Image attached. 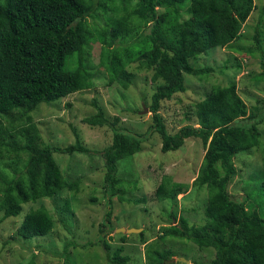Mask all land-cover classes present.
Wrapping results in <instances>:
<instances>
[{
	"label": "trees",
	"instance_id": "trees-1",
	"mask_svg": "<svg viewBox=\"0 0 264 264\" xmlns=\"http://www.w3.org/2000/svg\"><path fill=\"white\" fill-rule=\"evenodd\" d=\"M258 8L255 0H0V223L18 217L23 204L78 191L80 179L68 181L53 154L72 157L91 151L75 130L74 144H44L33 113L41 104L94 87L88 59L92 45L98 44L105 86L116 83L125 89L121 76L129 77L126 69L138 57L146 56V69L151 65L157 68L151 81L162 83L151 95L148 112L154 122L152 129L160 135L162 153L178 150L190 138L199 139L205 148L193 183L206 185L210 192L205 223L189 225L180 217L162 227L164 237L213 250L207 264H264V172L254 174L253 188L241 200H233L228 192L236 174L234 158L260 144L262 134L257 125L264 121V114L248 113L235 83L213 86L194 105L193 122L173 135L167 133L159 113L163 101L185 92V75L205 78L213 71L191 62L212 49L238 42L243 25ZM263 19L264 3L258 23ZM95 21H103V26L97 27ZM257 27L253 39L261 58L258 79L264 80L263 33L260 25ZM260 104L264 105V100ZM92 106L96 112L83 123L112 131L111 144L98 152L104 161L103 187L105 193L110 192L111 204L115 195L127 192L117 187L129 184L127 178L118 177L117 164L142 150L145 135L120 130L118 118L110 121L97 100H92ZM186 189V185L170 184L163 177L154 195L169 206L176 204L177 195ZM174 213L166 214L169 221H176ZM111 216L109 210L106 223ZM53 228V218L41 206L23 214L16 237H46ZM140 235L142 238L143 232ZM102 239L109 264H127L128 257L121 255L123 247L109 252L110 246ZM93 245L88 242L81 247ZM150 255L154 264H166L175 256L170 251Z\"/></svg>",
	"mask_w": 264,
	"mask_h": 264
},
{
	"label": "rangeland",
	"instance_id": "rangeland-1",
	"mask_svg": "<svg viewBox=\"0 0 264 264\" xmlns=\"http://www.w3.org/2000/svg\"><path fill=\"white\" fill-rule=\"evenodd\" d=\"M255 2L259 8L252 12L243 25L238 42L228 48L212 49L206 55L198 56L196 62H191L193 65L211 67L213 71L205 78L185 75V92L174 94L161 103L159 113L169 135L193 122L194 105L216 85L235 83L236 92L246 104L248 113L264 114V105L260 104L264 100V80L258 79L262 72L261 58L253 39L256 27L260 25L264 52V19L262 24L258 23L259 9L264 0ZM94 24L100 27L103 21H95ZM98 50V44L92 45L88 59L90 73L95 76L93 88L71 94L52 104H41L33 113V121L44 144L58 147L74 144L75 130L81 142L91 151L72 157L53 154L68 181L80 179L78 191L75 194L74 191H64L54 199L44 198L35 203L23 204L18 217L2 220L0 264H109L100 242L102 238L110 246L109 252L123 247L121 255L128 257L127 264H154L150 254L165 251L175 255L171 259L188 261L171 264L209 263L213 258V250H201L193 243L164 237L161 230L163 226L177 222L180 217L185 218L189 225L205 223L204 208L210 192L206 185H193L204 160L203 144L199 139L190 138L178 150L162 153L160 135L152 129V114L143 112V107L148 110L156 86L162 83L160 80L156 83L151 81L157 68L151 65L146 69V56L138 57L126 69L130 73L129 77L121 76L125 89L116 83L105 86V73L98 63ZM94 99L110 121L118 118L117 127L120 130L137 136L145 135L146 138L143 137L139 153L118 162L117 175L127 178L129 184L117 187L127 192L115 195L111 204L108 200L110 192L105 193L103 187L104 161L98 152L111 144L112 131L106 127L92 128L83 123L85 117L96 112L92 106ZM257 127L262 134L257 149L240 153L233 160L236 174L228 192L235 201L241 200L253 188L256 181L254 174L264 172V121ZM6 161L13 162L9 159ZM163 177L168 178L170 184L187 186L184 193L177 195L176 204L168 206L155 198V190ZM142 199H145L144 203L137 202ZM41 206L53 218L51 233L32 240L16 237L23 214ZM109 210L112 216L110 223H106L105 216ZM171 211L175 212L176 221L167 219L166 214ZM103 222L106 225L101 228ZM118 229L140 231L126 234L117 232ZM122 236H125L124 242ZM88 242L95 245L81 247Z\"/></svg>",
	"mask_w": 264,
	"mask_h": 264
},
{
	"label": "water",
	"instance_id": "water-1",
	"mask_svg": "<svg viewBox=\"0 0 264 264\" xmlns=\"http://www.w3.org/2000/svg\"><path fill=\"white\" fill-rule=\"evenodd\" d=\"M143 112L146 113L147 112V109L143 107ZM117 232L119 231L120 233H126V234H129L130 232H139L140 229H128V230H125V229H118L116 230ZM175 261H183V262H186L188 263V261L182 259V258H178V259H171V260H168L166 261L167 264H171V263H174Z\"/></svg>",
	"mask_w": 264,
	"mask_h": 264
},
{
	"label": "clouds",
	"instance_id": "clouds-1",
	"mask_svg": "<svg viewBox=\"0 0 264 264\" xmlns=\"http://www.w3.org/2000/svg\"><path fill=\"white\" fill-rule=\"evenodd\" d=\"M148 111V110H147ZM168 261V260H167Z\"/></svg>",
	"mask_w": 264,
	"mask_h": 264
}]
</instances>
